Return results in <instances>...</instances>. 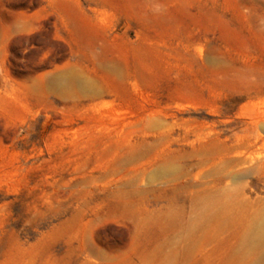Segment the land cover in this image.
<instances>
[{
  "label": "rangeland",
  "instance_id": "1",
  "mask_svg": "<svg viewBox=\"0 0 264 264\" xmlns=\"http://www.w3.org/2000/svg\"><path fill=\"white\" fill-rule=\"evenodd\" d=\"M263 223L264 0H0V264H264Z\"/></svg>",
  "mask_w": 264,
  "mask_h": 264
},
{
  "label": "bare ground",
  "instance_id": "2",
  "mask_svg": "<svg viewBox=\"0 0 264 264\" xmlns=\"http://www.w3.org/2000/svg\"><path fill=\"white\" fill-rule=\"evenodd\" d=\"M262 217H263V215H262ZM263 226H264V223H263ZM261 238L264 240V234H263V236ZM261 259H262L261 262L263 263L264 262V253H263V256H262Z\"/></svg>",
  "mask_w": 264,
  "mask_h": 264
}]
</instances>
